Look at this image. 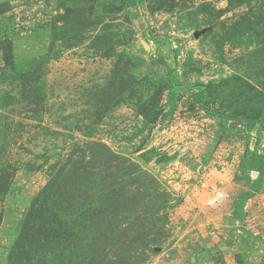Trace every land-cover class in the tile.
Returning a JSON list of instances; mask_svg holds the SVG:
<instances>
[{
    "label": "rangeland",
    "instance_id": "obj_1",
    "mask_svg": "<svg viewBox=\"0 0 264 264\" xmlns=\"http://www.w3.org/2000/svg\"><path fill=\"white\" fill-rule=\"evenodd\" d=\"M105 150L113 230L56 264H264V0H0V264L48 182L52 227L106 193Z\"/></svg>",
    "mask_w": 264,
    "mask_h": 264
},
{
    "label": "trees",
    "instance_id": "obj_2",
    "mask_svg": "<svg viewBox=\"0 0 264 264\" xmlns=\"http://www.w3.org/2000/svg\"><path fill=\"white\" fill-rule=\"evenodd\" d=\"M160 60L165 62L163 59ZM91 154H93L91 155L92 159L95 157L96 164L99 160L100 161L98 166L87 164L85 171V174L87 175L86 177L92 178L93 176L98 175L101 171H105V173L107 172L108 174L103 176L104 183L106 181H110L108 185L105 184L104 186L106 193L102 197H99V199L88 203L87 209L77 213L79 217L73 218L71 222L66 220H59L56 222L55 220L54 222L56 225L55 227H52L49 225L47 220L43 219H46L47 217H42L46 211V208L43 205L47 201L50 190L54 187L53 181L48 182V184H46L43 190L33 200L26 214V219L22 226L20 235L16 239L9 254L10 264H23L21 261L22 254L23 252L27 253L24 251V248L28 247L30 244L33 245L34 251L36 250L34 255L38 264H56V260L61 259L60 257L63 255H67V253H73L74 248L77 247L75 245L77 241L75 233L84 228V223L86 220L90 221L88 229H90L92 226H96L103 227V230H113L110 226L113 224L112 221L113 217L116 215L118 202L116 197V189L114 183L111 181L115 179L116 170H118V167H120L123 172L125 170L123 174H130L133 172V164L128 159L120 161L119 157L113 156L110 151L106 150L103 153L101 152L98 154ZM248 157V168L258 173H264V155L251 152ZM105 166L107 167L105 168ZM145 177L148 179V182H152V180H154L148 174L145 175ZM124 194L128 195V193ZM121 196L124 197V195ZM125 199L129 201L127 197ZM58 200L70 208H72L74 205L73 203H70L71 200L73 201V197L71 196L63 197L60 195L58 196ZM173 201L174 199H170V204L167 203L166 205L167 208H173L176 205V202ZM76 205L78 206V204ZM55 208L58 210L60 209L56 205ZM89 213H91L90 216L88 215ZM80 215H82L81 218ZM166 216V214L163 215L164 218H166ZM149 217L151 221L154 222H159L160 220L158 213L152 214ZM33 226L38 228L36 230H32ZM163 227L164 226H161L158 229H163ZM144 236L145 238L147 237L146 234ZM29 240H31V242ZM137 240L142 241L140 237H138ZM23 242H26V245H23ZM111 246L113 245H110L109 248H111Z\"/></svg>",
    "mask_w": 264,
    "mask_h": 264
},
{
    "label": "built area",
    "instance_id": "obj_3",
    "mask_svg": "<svg viewBox=\"0 0 264 264\" xmlns=\"http://www.w3.org/2000/svg\"><path fill=\"white\" fill-rule=\"evenodd\" d=\"M224 169L223 168H221L220 169V171H223ZM222 197V193L221 192H217L216 194H214V196H212V197H210L209 199H208V202L207 203H209V204H215V203H217V201H219V199Z\"/></svg>",
    "mask_w": 264,
    "mask_h": 264
},
{
    "label": "crops",
    "instance_id": "obj_4",
    "mask_svg": "<svg viewBox=\"0 0 264 264\" xmlns=\"http://www.w3.org/2000/svg\"><path fill=\"white\" fill-rule=\"evenodd\" d=\"M248 210H251V209H248ZM255 211V209L253 210V212ZM248 217H250V215H246V220L248 221L249 219H248Z\"/></svg>",
    "mask_w": 264,
    "mask_h": 264
}]
</instances>
